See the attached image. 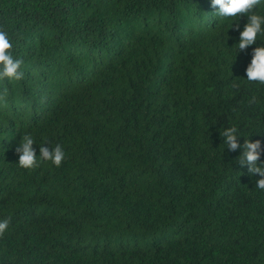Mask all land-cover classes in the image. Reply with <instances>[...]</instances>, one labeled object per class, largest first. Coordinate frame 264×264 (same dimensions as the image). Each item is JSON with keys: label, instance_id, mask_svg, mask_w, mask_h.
<instances>
[{"label": "trees", "instance_id": "16d2710c", "mask_svg": "<svg viewBox=\"0 0 264 264\" xmlns=\"http://www.w3.org/2000/svg\"><path fill=\"white\" fill-rule=\"evenodd\" d=\"M211 0H0L22 58L0 81V264H264V190L221 131L264 149L244 15ZM264 15V0L257 9ZM233 25V26H232ZM31 135L57 167H20ZM264 162V151L261 154Z\"/></svg>", "mask_w": 264, "mask_h": 264}, {"label": "clouds", "instance_id": "9594fccd", "mask_svg": "<svg viewBox=\"0 0 264 264\" xmlns=\"http://www.w3.org/2000/svg\"><path fill=\"white\" fill-rule=\"evenodd\" d=\"M211 6L218 9L215 15L225 19H236L247 15L248 22L240 32L239 43L236 45L239 51H245L249 46L256 44L258 36H264V15L259 14L257 9L261 6V0H211ZM233 26V25H232ZM13 44L5 31L0 29V81H20L25 73L21 70L24 60L12 55ZM247 81L264 85V46L255 47L252 59L246 68ZM9 90L4 87L0 90V102L6 101ZM238 128L231 126L221 131V137L230 151L243 148L238 162L247 166L251 175L259 174L256 188L264 190V162H261L262 142L245 139L244 144L238 142ZM35 141L31 135H24L22 143L16 148L19 155V166L25 169L39 167V161H51L59 167L65 158V152L60 144L51 149L41 145L39 160L33 147ZM10 225V219L0 220V238H2Z\"/></svg>", "mask_w": 264, "mask_h": 264}]
</instances>
